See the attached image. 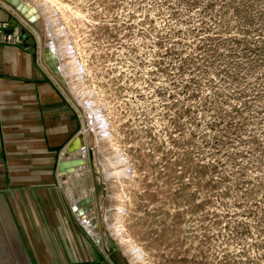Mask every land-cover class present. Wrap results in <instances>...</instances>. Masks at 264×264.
I'll return each mask as SVG.
<instances>
[{
	"label": "rangeland",
	"instance_id": "obj_1",
	"mask_svg": "<svg viewBox=\"0 0 264 264\" xmlns=\"http://www.w3.org/2000/svg\"><path fill=\"white\" fill-rule=\"evenodd\" d=\"M43 1L110 135L92 146L84 117L78 173L107 186L91 199L95 243L138 263L109 228L124 204L123 235L145 264H264V0Z\"/></svg>",
	"mask_w": 264,
	"mask_h": 264
},
{
	"label": "crops",
	"instance_id": "obj_2",
	"mask_svg": "<svg viewBox=\"0 0 264 264\" xmlns=\"http://www.w3.org/2000/svg\"><path fill=\"white\" fill-rule=\"evenodd\" d=\"M19 10L25 17L0 3V21L22 31L19 43L0 42V264H125L76 215L72 190L96 200L107 186L100 174L78 173L85 165L58 171L68 144L84 133L85 112L45 63L43 34L21 26L29 7ZM75 149L67 157L87 163V150Z\"/></svg>",
	"mask_w": 264,
	"mask_h": 264
},
{
	"label": "bare ground",
	"instance_id": "obj_3",
	"mask_svg": "<svg viewBox=\"0 0 264 264\" xmlns=\"http://www.w3.org/2000/svg\"><path fill=\"white\" fill-rule=\"evenodd\" d=\"M15 2V4H18L21 2V0H12ZM33 2L30 3L32 7L36 10L37 12V17L38 19L43 23V27L47 29L45 32L46 34V42L48 43L50 47V66L55 69V66H52L51 60L53 61H58V69L55 71L56 73L62 74L66 86L74 92L75 96L77 97L78 101L81 102L85 109V116H86V121L87 117L90 118L91 124L89 125L90 121L87 122L88 127L90 126V132L89 134H92V141H90L91 145L94 146L95 143H97L98 138H103L109 133H107V128H105V118L104 120L102 119L101 114H99V110H97L93 106V100H91L88 97L89 91L86 87H84L83 83V72H84V67L82 63H80L76 57L74 56V53L72 50L73 46L69 44L68 42V37H67V32L65 29L60 25L58 21V16L57 13L54 12L52 9L48 11L47 14H44L42 12V8H48L49 9V3L43 1V0H31ZM56 57V59L54 58ZM68 76V77H67ZM60 78V77H59ZM61 79V78H60ZM90 95V94H89ZM93 102V103H92ZM86 113L88 115H86ZM86 125V126H87ZM108 127V126H107ZM85 134L84 136L86 137V131L87 128L85 127L84 129ZM82 134V133H81ZM80 134V135H81ZM79 135V138L77 139V142L72 145L70 150L75 147H80L83 151V154L86 153L84 150L85 144H88L86 141L85 142V137H82ZM78 137V136H77ZM88 140V138H87ZM90 140V139H89ZM71 146V145H70ZM79 149V148H78ZM73 150V149H72ZM80 150V149H79ZM81 161L78 162H66L64 163V169L60 170L62 173H69L72 170H75L78 166L80 167L81 165L86 164V158L84 155H81ZM120 159V158H119ZM111 166V165H110ZM112 167V166H111ZM125 168L122 169H113L110 171L108 174L110 176L116 177L121 171H123ZM74 190H72V194L70 193L71 197L73 199H81L83 198V191H78L76 193H73ZM89 196V195H88ZM118 197H121L120 194H118ZM119 200V199H118ZM120 201V200H119ZM123 201V200H122ZM78 207H81L77 211V215L80 219V221L86 226L88 232L92 235V237L97 241H99V231L96 227V222H97V214H96V209L94 204L91 203V197H90V205H86L81 203L79 204V201L76 202ZM126 212V206L124 204H117V206L114 208V211L111 212V214L108 216L112 219L111 223L109 224L110 231L115 234L123 244H125L126 249L131 252L132 255V260L133 262H137V264H145L144 263V257L142 255V252L139 248H137L127 237H124V224H123V217Z\"/></svg>",
	"mask_w": 264,
	"mask_h": 264
},
{
	"label": "water",
	"instance_id": "obj_4",
	"mask_svg": "<svg viewBox=\"0 0 264 264\" xmlns=\"http://www.w3.org/2000/svg\"><path fill=\"white\" fill-rule=\"evenodd\" d=\"M9 1L13 6L14 8L20 12V10L17 8V6L14 4V2L12 0H7ZM16 1V0H15ZM26 4L29 2V3H32L31 0H25L24 1ZM21 13V12H20ZM22 14V13H21ZM23 15V14H22ZM24 16V15H23ZM25 17V16H24ZM29 20V19H28ZM31 21V20H29ZM50 47L48 45V43L46 42V34L44 35V43H43V46H42V54H43V58H44V61L45 63L47 64V66L49 67L50 71L52 72V74L58 79L60 80L62 83L63 81L59 78V76L56 74V72L53 70V67L50 66L49 62H50V56H49V52H50ZM85 115V113H84ZM86 118V116H85ZM86 120V119H85ZM87 123V122H86ZM81 133H79L77 136H79ZM77 136L71 140V142L68 144L67 148L65 149V153H64V156L63 158L59 161L58 163V171L60 173H62L60 170L62 168V165L64 163H68V162H78L79 160H81V157H80V154H78V156H75L73 158H68L67 156L74 150H77V149H73V150H70V145H72L74 143V141L77 139ZM85 165V164H84ZM76 170V169H75ZM75 170H72L71 172H74ZM63 174V173H62ZM81 203L84 204L86 203V205H90V196L86 195L85 197L79 199V204ZM91 203L93 204V202L91 201ZM74 205L76 206V215H77V211L81 208V207H84V206H80L78 207L76 201L74 202ZM78 216V215H77ZM96 227L98 229V223L96 222ZM95 240V239H94ZM96 241V240H95Z\"/></svg>",
	"mask_w": 264,
	"mask_h": 264
},
{
	"label": "built area",
	"instance_id": "obj_5",
	"mask_svg": "<svg viewBox=\"0 0 264 264\" xmlns=\"http://www.w3.org/2000/svg\"><path fill=\"white\" fill-rule=\"evenodd\" d=\"M6 2H7V0H0V3H6ZM21 26L25 27V28L31 27L29 22H27L24 19L22 21ZM21 39H22V31H21V28L19 26L10 27L8 25V22L0 21V42L1 43L16 44V43H19L21 41Z\"/></svg>",
	"mask_w": 264,
	"mask_h": 264
}]
</instances>
